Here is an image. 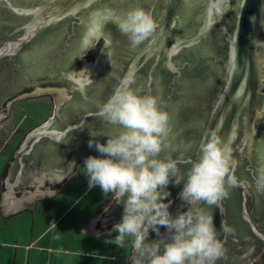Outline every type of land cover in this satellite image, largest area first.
Listing matches in <instances>:
<instances>
[{
    "label": "water",
    "instance_id": "1",
    "mask_svg": "<svg viewBox=\"0 0 264 264\" xmlns=\"http://www.w3.org/2000/svg\"><path fill=\"white\" fill-rule=\"evenodd\" d=\"M218 5L219 0H0V106L17 96L31 79L54 71L53 54L64 58L60 50L64 43L69 44L68 38L59 39L63 25L74 24L70 27L81 45L86 24L96 12L111 10L119 15L141 7L157 22L152 35L136 47L122 33L114 40L110 36L108 56L101 55L89 71L93 81L90 92L71 102L66 91L53 116L27 134L1 181L0 210L4 216L23 209L33 211L36 199L59 191L56 184L69 179L76 161L101 155L88 146L89 140L106 143L107 136L121 129L96 115L98 106L125 79L131 81V87L142 85L137 78L143 72L140 80L144 78L145 87L136 89L142 95L150 89V95L157 97L160 108L170 115L171 131L164 140L167 147L159 158L197 160L200 146L213 133L229 157L236 184L228 187L229 195L219 208L201 205L213 213L225 248L216 264L256 261L264 251V225L259 214L264 189L256 186L264 171V0H230L225 12L218 11ZM69 33L65 31V35ZM98 65L102 74L95 77ZM56 74L60 76L52 89L38 86L32 93L57 94L66 89L61 85L64 73L56 70ZM110 86L112 90L104 96V88ZM22 98L24 95L14 99ZM11 102L3 108L8 111ZM5 117L0 111V121ZM185 119L191 123L185 125ZM189 167L178 164L180 174H186ZM181 190L182 186H175L166 201H171L173 217L187 210L179 196ZM116 206L123 211V205L111 198L82 232L89 236L110 233L114 225L107 222L115 216L103 214L120 213ZM222 220L234 231H220ZM238 222L247 225L260 245L252 247L253 242L244 240L246 250L231 260L230 242L238 237ZM160 233L168 235L163 226ZM160 238L149 232L148 241Z\"/></svg>",
    "mask_w": 264,
    "mask_h": 264
},
{
    "label": "clouds",
    "instance_id": "2",
    "mask_svg": "<svg viewBox=\"0 0 264 264\" xmlns=\"http://www.w3.org/2000/svg\"><path fill=\"white\" fill-rule=\"evenodd\" d=\"M229 2L219 0L217 10L227 11ZM108 22L128 37L132 47L149 38L157 27L153 15L141 7L119 15L111 10L96 12L86 24L82 49L93 48L101 40L103 47L111 43L110 34L104 31ZM90 75L88 69H81L68 71L66 78L83 94L93 84ZM130 83L123 80L98 106L96 115L121 130L107 136L106 143L90 139L88 146H94L101 155L86 157L82 167L89 190L99 186L105 195L123 205L122 218L112 229L115 236L106 242L124 247L126 238H134L133 264H216L225 248L218 238L213 213L201 205L219 208L229 195L228 187L237 182L221 140L213 133L200 146L197 160L159 158L167 147L164 140L171 131L170 115L160 108L157 97L140 94ZM90 135L95 137L92 131ZM179 163L190 165L186 174H180ZM169 184L182 186L179 196L187 205V210L175 217L169 211L171 201L165 202L171 195ZM256 186L264 189V171L257 177ZM161 226L168 234L165 237L160 233ZM150 230L161 238L148 241ZM220 231L234 230L222 220Z\"/></svg>",
    "mask_w": 264,
    "mask_h": 264
},
{
    "label": "crops",
    "instance_id": "3",
    "mask_svg": "<svg viewBox=\"0 0 264 264\" xmlns=\"http://www.w3.org/2000/svg\"><path fill=\"white\" fill-rule=\"evenodd\" d=\"M5 155L7 162L3 171L0 169V202L1 181L6 179L15 152ZM63 191L36 199L33 211L23 209L4 216L0 210V264H129L132 238L125 239L130 249L124 256V247L106 242L114 238L112 230L101 236L84 234L89 212L82 213L81 219L59 213V205L65 201L56 196Z\"/></svg>",
    "mask_w": 264,
    "mask_h": 264
},
{
    "label": "flooded vegetation",
    "instance_id": "4",
    "mask_svg": "<svg viewBox=\"0 0 264 264\" xmlns=\"http://www.w3.org/2000/svg\"><path fill=\"white\" fill-rule=\"evenodd\" d=\"M112 23V22H111ZM111 23H106V25L104 26V28H105V32L106 33H108L109 34V32H112L113 34L111 35L110 34V36H111V38L114 40V38L113 37H116V36H119L120 34H121V32L119 31V29L116 27V25L115 24H111ZM70 25H72V26H74V24L73 23H71V24H67V26L65 27V28H63L65 25H63L61 28H59V30H61V32H62V35L60 36V38L59 39H64V38H68L69 39V44L68 45H66L65 43L62 45V48H63V46H64V49H61L60 50V52H61V56L62 57H64V58H59V57H57L58 55H60V54H58V55H54L53 54V63H51V69L53 70L54 69V71L51 73V74H47V75H43V76H41V77H35V78H33V79H31L30 80V84H28V85H26L24 88H23V90L20 92V93H18V95L17 96H20V95H24V99H30V98H32V99H36V98H40V99H43V98H45L46 97V95L47 94H42V95H38V94H40V92L39 93H37V94H33L32 93V91H34L36 88H38V86H40V87H43V88H49V89H52V87L55 85L54 84V82H55V80H57V79H59V76H60V74L58 75V74H56V70H58L59 71V73H64V75H65V78H63L61 81H62V84L61 85H63L66 89H67V91L69 92V95H70V101L72 102L73 100H74V98L75 97H79V95H81V92L80 91H78V90H76L75 88H74V86L67 80V78H66V73L68 72V71H79V70H81L82 69V67L84 66V65H87V69L90 71V69H91V66H93V65H95L96 63H97V61H98V58L102 55H105V56H108V51H109V49H110V47H111V45L109 44V45H107V46H105V47H103V41L101 40L99 43H97L96 45H95V47H93V48H90V49H87V50H84V49H82V46L80 45V43L78 42V38L77 37H74V31H72L71 30V27H70ZM78 28L79 27H81V26H77ZM65 31H70V33L68 34V35H65ZM109 31V32H108ZM114 35V36H113ZM58 39V40H59ZM99 44V45H98ZM112 44V43H111ZM94 49H96V50H94ZM97 52L99 53V54H97ZM59 59H61V61L59 60ZM67 60H68V63L69 64H67L66 62H67ZM39 63V62H38ZM100 63H102V61L100 62ZM60 69H63L62 71L60 70ZM43 69L41 68V70L40 71H42ZM47 70V69H46ZM96 71H95V73H94V76L95 77H100L101 76V74H102V71H101V67L98 65V67H97V69H95ZM44 71V70H43ZM49 71V70H48ZM61 71V72H60ZM140 74H142V75H144V73L143 72H140L139 73V76H138V78L137 79H139V81L142 83V85L141 84H137V85H132V88H134V89H138V87H140L142 90H143V88L145 87V84H144V78L142 77V80H140ZM58 85V84H57ZM143 85H144V87H143ZM90 88H91V85L86 89V93H89L90 92ZM110 90H112V86H110L109 88H104V90H103V92H104V96H105V94L108 92V91H110ZM149 90V92L147 93V95H150V89H148ZM40 91V90H39ZM17 96H12V97H10V98H8L7 100H5L4 102H3V105L2 106H0V111L1 112H3V113H6V117H5V120L6 119H8V117L9 116H11V112H13V108L11 107V108H8V111H7V109L6 108H3L4 107V105L7 103V102H9V101H15V103L16 102H18L19 100H22V99H14L15 97H17ZM48 96V95H47ZM50 96V95H49ZM51 97V99H52V96H50ZM15 103H13V104H15ZM52 103V102H51ZM53 104V105H52ZM51 104V107H53V108H55V105H54V102ZM53 108H52V110H53ZM12 110V111H11ZM12 117V116H11ZM185 125H187V124H190L191 122H190V120L188 119H185ZM193 122V121H192ZM3 132H5L6 133V131H4V129H3ZM3 132H1L3 135H4V138H3V140H2V142H1V144H0V150H3L7 145H8V143H10V137H7L6 136V134L5 133H3ZM29 134V133H28ZM24 141V140H23ZM161 154V153H160ZM78 163L80 164L79 165V167L80 166H82V165H84V160H79L78 161ZM76 165V164H75ZM75 165L73 166V168H72V171H71V173H70V175H72V174H74L75 173ZM44 175V174H43ZM69 175V176H70ZM24 176H26L27 178H28V173L25 171V174H24ZM42 176V175H41ZM74 178H71L69 181L66 179V181H64L61 185L60 184H56V189H59L60 191H63V190H65V189H67V187L70 185V181H72ZM51 187L52 188H54L55 186L54 185H51ZM174 187L175 186H173L172 184H169V186H168V190L170 191V190H173L174 189ZM168 199V198H167ZM260 200H261V202L263 203V201H264V199H263V197H260ZM167 201V200H166ZM165 201V202H166ZM116 209H119L120 210V213H118V212H116V213H114L113 215L111 214H107V211L106 212H104V214H103V216L104 217H112V216H115V217H113V218H110V220H108V222H107V225H109V226H111V225H115L116 223H118V222H120V220H121V218H122V214H123V211H122V207H117L116 206ZM122 211V212H121ZM99 212V211H98ZM243 219V218H242ZM239 223V222H238ZM248 224V223H247ZM246 227H247V225H246ZM248 228V227H247ZM150 232H151V230H150ZM244 237H243V239L241 240V241H239V238L237 237L236 239H233L231 242H230V244L232 243V242H235L236 244L237 243H239V245H238V247L239 248H237L236 249V247H232L233 245H231V249H230V253L229 254H231V260H233L232 258H234V256L236 255V254H242L245 250H246V248H245V241L244 240H247L248 242H249V244H251V242H253V244H251L252 245V247L254 246V247H256L257 245H260V243L258 242V241H256L254 238H253V235H252V233L248 230L244 235H243ZM228 254V255H229ZM133 256V257H132ZM133 258V259H132ZM136 258V253L134 252V249H133V252H132V255H131V259H132V261H131V264H133V261H134V259ZM242 259H243V257H241ZM255 259H253V260H251V261H247V260H245L244 262H239L238 264H249V263H251V262H253ZM263 264H264V260H263Z\"/></svg>",
    "mask_w": 264,
    "mask_h": 264
},
{
    "label": "rangeland",
    "instance_id": "5",
    "mask_svg": "<svg viewBox=\"0 0 264 264\" xmlns=\"http://www.w3.org/2000/svg\"><path fill=\"white\" fill-rule=\"evenodd\" d=\"M94 50H96V49H94ZM97 54H98V52H97ZM82 69H87V65H84L82 67ZM66 91H67V89L62 88L57 94L46 93L48 96L46 95V97L41 99V100L36 99V101L34 100V103L39 102V101L43 102L44 104H42V105L45 106V109H47L48 105H51L53 102H54L55 106L60 105L64 102V100L67 96L65 94ZM39 95H42V94H39ZM49 95L52 96V99ZM13 103H15V101H12L10 103L9 108H11V107L13 108L15 106ZM26 106H27L28 110L26 109L24 112H25V117H26V120L28 123L36 121L37 119H39L42 115H44L46 113V110H44L43 106H36V107H34L33 111H31L30 110L31 104L29 105L28 103L24 104V105H22V103H20L18 105V108L20 107V109H22V108H26ZM53 112H54V108L51 111L50 117L49 118L47 117L48 119L46 121H48L53 116ZM13 116H16L18 118L19 115L17 114V112H15V114H13ZM14 119H11V116H9L8 119L5 120V118H4L3 120L0 121V144L4 138V135L1 133V132H3V129H4V131H6L7 134L5 132H3V133H5L7 137H10L9 141L11 142V139L13 140L12 143H8V145L3 150L0 151V154H2V155H0V169H1V171H3L4 163L7 162L6 157H8V156L5 154H8V153L11 154V152L14 151V149L16 148L17 138L19 136L23 135L20 131V128L23 127V130L25 128V126L23 125L24 122L22 120L19 122V124L15 128H13L14 127V121H15ZM44 119H45L44 117H43V119H39V122L43 121ZM46 121H44L42 124L36 125L37 127L34 128L32 131H34L35 129L42 126ZM26 136L27 135H24L25 138H26ZM20 146L17 148V150L20 149ZM15 152H16V150H15ZM75 164H76L75 165V173L70 175V177H69V180L71 178H74V179L72 181H70L71 183L68 186V188L66 189V190H68L66 192L67 194L65 193V195H63V197L61 198V200H64L65 203L59 205V213H61V214H65V213L71 214L72 213V215L75 218L81 219L82 213H84L86 215V212H89L88 213V216H89L91 211H94L97 209V208L95 209L92 206L93 204H91L89 202L90 193L92 191L93 192L97 191V196L100 198L101 205L99 206L98 211H100L101 208L112 197H111V195H109V196L105 195L101 190L99 191L97 189V186L89 190L87 177L84 175L85 169L82 168L83 165L79 167L80 164L78 163V161H76ZM76 175H78L77 178H76ZM69 189H71L70 192H69ZM86 200H88V203L86 202ZM85 209H88L89 211L86 210V212H85L84 211ZM98 213L95 214L94 216H97ZM132 239H134V238H132ZM263 260H264V251L261 252L258 259L251 264H263Z\"/></svg>",
    "mask_w": 264,
    "mask_h": 264
},
{
    "label": "trees",
    "instance_id": "6",
    "mask_svg": "<svg viewBox=\"0 0 264 264\" xmlns=\"http://www.w3.org/2000/svg\"><path fill=\"white\" fill-rule=\"evenodd\" d=\"M36 99H38V98H36ZM36 99H32V98H30V99H22V100H19L18 102H16L14 105V108H13V112H11V119H14L13 121H14V127L13 128H15L18 124H19V122L22 120L24 123H23V125L25 126V128H24V130H23V127L22 128H20V131H21V133L23 134L22 136H19L18 138H17V143H16V148L14 149V151L13 152H15V150L21 145V143L23 142V140H24V135H27L28 133H30L34 128H36L37 126L36 125H39V124H42L44 121H46L49 117H50V115H51V109H52V107H51V105H48V107H47V109H45V106L44 105H42V104H44L43 102H36V103H34V100L36 101ZM38 100H41L40 98L38 99ZM33 102V103H32ZM20 103H22V105H24V104H31V108H30V110L31 111H33V109H34V107H36V106H43L44 107V110H46V113L44 114V115H42L39 119H43V117L45 118L43 121H40L39 122V119H37L36 121H33V122H31V123H28L27 122V120H26V117H25V110L27 109L28 110V108H27V106H26V108H22V109H20V107L18 108V105L20 104ZM29 110V111H30ZM12 111V110H11ZM15 112H17V114L19 115L18 116V118L16 117V116H13V114H15ZM48 117V118H47ZM17 118V119H16ZM15 140V139H14ZM12 139H11V142L10 143H12ZM78 177V175H76V178ZM97 189L100 191L101 189L99 188V186H97ZM68 190H65V191H63V192H61L58 196H56V199H58L59 198V200H61V198L63 197V195H65V193L67 192ZM71 191V189H69V192ZM67 194V193H66ZM106 198V197H105ZM104 198V199H105ZM86 202L88 203V200H86ZM89 202L91 203V204H93L92 206L96 209V210H94V211H91V213H90V215L89 216H87L86 217V220H88V219H91L92 217H94V215L95 214H97L98 213V208H99V206L101 205V202H100V198L97 196V191H95V192H91L90 193V198H89ZM86 210H88V209H85L84 211L86 212ZM89 211V210H88ZM259 214L261 215V222H262V225H264V201H263V203H262V205L260 204V206H259ZM239 224V227H238V238H239V241H241L242 239H243V235L249 230L247 227H246V225H244V224H242V223H238ZM131 243V247H132V242H130ZM130 243H129V246H130ZM231 245H233L232 247H236V249L237 248H239L238 247V245H239V243H235V242H232L231 243ZM133 250V249H132ZM131 250V251H132ZM130 251V252H131ZM131 254H132V252H131ZM129 255H130V253H129Z\"/></svg>",
    "mask_w": 264,
    "mask_h": 264
},
{
    "label": "bare ground",
    "instance_id": "7",
    "mask_svg": "<svg viewBox=\"0 0 264 264\" xmlns=\"http://www.w3.org/2000/svg\"><path fill=\"white\" fill-rule=\"evenodd\" d=\"M128 245H129V242L126 241V243L124 244V248H123V254H124V256H126V254H127V250L129 249ZM127 247H128V248H127Z\"/></svg>",
    "mask_w": 264,
    "mask_h": 264
}]
</instances>
